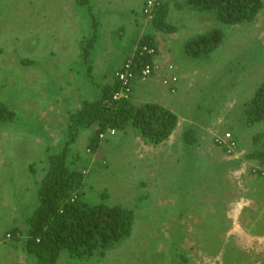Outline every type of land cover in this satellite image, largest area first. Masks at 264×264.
I'll list each match as a JSON object with an SVG mask.
<instances>
[{
    "label": "rangeland",
    "instance_id": "1",
    "mask_svg": "<svg viewBox=\"0 0 264 264\" xmlns=\"http://www.w3.org/2000/svg\"><path fill=\"white\" fill-rule=\"evenodd\" d=\"M101 1L106 0H88L82 7L78 0H0V100L15 112L12 124L0 122V264H37L24 249L26 233L13 236L10 229L17 226L24 231L27 227V216L38 204L37 182L49 165V155L60 152L69 136L70 113L79 109L84 100L98 96L103 80L90 73L110 72L124 62L129 50L131 53L136 48L131 40L135 32L125 29L122 37L118 36L123 26L119 25V18L107 20L108 13L98 5ZM109 1L115 3L112 9L127 5V0ZM185 1L181 4L186 5ZM87 7L100 12L99 21L93 19L91 11L84 12ZM125 17L128 16L124 13L120 18ZM261 17L264 18L262 12L257 23L229 26L207 12L174 14L170 23L177 25L179 32L172 36L173 41L183 42L194 33L214 27L227 35L224 45L209 58L188 57L194 64L201 62V72L197 68V73H208L212 81L207 85L210 93L206 86H197L186 92L191 95L189 100L175 105L178 116L184 115L179 117L180 129L191 123L201 126L209 135L236 132L242 137L245 129L237 120L243 101L264 81V39L257 36L264 31ZM179 19L183 20L182 25ZM150 20L148 28L152 25ZM189 23L191 28L184 30ZM92 29L97 37L86 62L83 48ZM153 31L163 50L169 37L164 38L154 28ZM23 58L35 63L25 65ZM91 63L97 67L94 69ZM152 77L148 82L153 83ZM233 83L235 93H231ZM194 85L186 87L191 89ZM144 91L145 88H139V92ZM151 95L138 100H162L155 93ZM92 133L90 129L82 131L70 145L69 165L84 175L81 191L88 199L133 211L132 233L103 253L98 250L78 257L62 252L58 264H264V234L256 229L264 218V194L261 198L249 194L235 202L233 196L223 191L225 181L243 184L249 170L245 169L239 177L223 164L225 169L213 179V169L205 168V189L212 186L215 191L204 194L201 207L193 203V197L185 198L190 209L181 216L175 212L180 183L177 179L182 176L180 158L184 153L178 148L180 131L147 154L143 151H147L144 143L132 150L134 141L143 142L133 126L108 129L94 150L89 140ZM202 144L196 147L195 159L201 163H223L213 155L207 158L210 145ZM74 161L77 165H73ZM142 179L148 185H142ZM195 192L200 194V189ZM176 232L181 252L189 262L183 263L182 257L175 262L171 259L168 248L174 238L172 233Z\"/></svg>",
    "mask_w": 264,
    "mask_h": 264
},
{
    "label": "trees",
    "instance_id": "2",
    "mask_svg": "<svg viewBox=\"0 0 264 264\" xmlns=\"http://www.w3.org/2000/svg\"><path fill=\"white\" fill-rule=\"evenodd\" d=\"M87 3L88 0H78V4L82 6ZM185 3L203 13L213 14L217 20L229 26L245 25L257 21L263 6L262 0H186ZM169 9V4L164 2L154 8L152 27L156 31L172 34L177 30L175 26L167 22ZM96 37V33L92 29L91 36L83 48V57L87 61ZM226 37L227 35L221 28L214 27L210 31L198 33L186 40L184 49L191 58H208L211 53L224 45ZM137 38H132V42L137 48L132 55L124 59L121 66L131 57L135 73L139 74L146 64H153L154 54L159 51V42L155 41L154 34H145L138 40ZM143 46L153 48L155 53L141 52ZM21 62L25 65L35 63L34 60L27 58L21 59ZM99 88L100 92L95 99L84 100L79 109L70 113L69 136L60 152L49 155V165L37 182L36 199L38 204L27 216V227L24 231L17 226L10 229L13 236L26 233L24 249L29 256L36 260L37 264H58L62 252H70L71 255L78 257H87L98 250L103 253L104 250L127 239L132 233L134 213L131 209L122 205H108L92 201L81 191L84 186V175L80 169L69 165V147L77 141V137L82 131L89 129L93 131L90 145L94 150L100 142V134L110 128L123 130L133 126L143 142L153 147L169 140L177 128L178 115L161 103L139 101L132 95L128 98L114 99V93L121 89L118 80L112 84H103ZM240 114L237 121L245 130L254 124L264 123V81L255 95L244 102ZM14 117L15 112L0 100V122L10 125L13 123ZM198 131L196 125H188L178 144V148L182 149L184 153L180 158L182 176L181 179H177L180 180V183L177 190L178 207L175 212L181 216L188 214L190 209L185 198L193 197V203L201 207L200 202L204 199V194L207 195L210 191H215L212 186L205 189L208 182L204 171L207 167L213 169L212 177L215 179L220 175L218 172L225 169V166L222 167L223 164L228 165L226 170L235 171L244 162H254L256 165L248 167L250 174L253 179L260 178L264 182L259 173L253 172L256 169L264 171V131L254 135L251 148L246 154L229 160L221 158V152L207 132ZM234 133L236 135V132ZM234 140L236 141V137ZM202 142L210 145V151L205 154L208 155L207 158L213 155L216 159L220 158L223 163L214 160L201 163L200 159H195L194 153L198 152L196 147L199 144L202 146ZM237 149L240 151L238 145ZM106 164H102V166L106 167ZM73 165H77V161H74ZM226 176L227 171L224 174V177ZM235 181L236 183L225 181L223 191L233 196L235 202H239L244 199V196L247 197L253 188L249 182H246V178L243 180V184ZM196 189H200V194L195 192ZM173 192L176 195L174 188ZM218 192H221V189ZM102 196L104 197V194ZM256 229L260 234H264V226L260 225ZM172 235L174 238L168 248L172 261H178L182 257L183 263L189 262L179 247V233H172ZM209 241L212 246V239ZM208 245L205 251L208 250Z\"/></svg>",
    "mask_w": 264,
    "mask_h": 264
},
{
    "label": "crops",
    "instance_id": "3",
    "mask_svg": "<svg viewBox=\"0 0 264 264\" xmlns=\"http://www.w3.org/2000/svg\"><path fill=\"white\" fill-rule=\"evenodd\" d=\"M163 2L168 3L170 6L168 17H167L168 23H170L171 20H173L172 17L176 13H180L182 15L185 12L197 13V11H199L195 8L181 4L183 2V0H164ZM262 2H263V6H262L260 12H262L264 14V0H262ZM124 3H127V5L123 9L119 8L118 6L115 7L114 9H112L111 5L115 4V3H111L109 0H106L105 2L101 1V4H100V2L98 3V5L102 6V9H104L103 12L108 13L107 14V20L108 21L113 20L115 17H116V19L119 18L118 19V21H120L119 25L123 26V27L118 32L119 33L118 36H120V34L123 35L125 33V29L129 30V31H134L135 35H132L131 38L136 39L138 37L137 40L140 39L145 34L151 35L152 32L154 34L152 25H149V28H148V20L151 21L150 20L151 18H149L144 12L145 0H132V1L127 0ZM92 5L96 6L97 4L93 3ZM178 5H181V6H178ZM90 7H87V9H85L84 12H86L88 14V10H89V12L91 11V15H92L93 19L96 20V18H97L96 21H99L100 18L102 17V15L96 9L94 11H92V8H91V10H90ZM191 8L195 9V10H190ZM260 12H259V14H260ZM124 13L128 17H125V19L120 18V17H122V15ZM199 18L200 19L204 18V15L201 14ZM263 19H264L263 17L260 18L261 21ZM179 22L182 25L183 20L179 19ZM257 22H259V20L256 21V23ZM170 24H172V23H170ZM91 25H92V23H91ZM189 25H190V23L186 24L184 30L190 29L191 26H189ZM96 27L98 29V22L96 23ZM175 27L177 28V30L172 34L162 33L163 35H165L164 38L169 37L170 40L169 41L167 40L166 42H164V46L162 48L163 50H161L160 43H159V45H158L159 51H158V53H155V55H154L155 57H154L153 63L155 66H157V68L153 73V77H152L153 83H150V82L142 83L140 80L137 79L134 83L133 96L135 99L138 100V99L146 98L149 95L152 96L151 94L155 93L156 97H160L162 99V100H159V98H158V100L156 102L161 103L164 106L169 107L172 111H174L177 114L178 111L177 112L175 111V108H174L175 105L181 106L180 102L182 100H187V99L189 100L191 97V95L186 94V92L194 89L197 86H200V88H203L206 86L207 92L210 93V90H209V88H207V85L212 80L210 78V75H208V73H203L204 75L197 73L198 72L196 70L197 68L199 69V72H201V69H200V68H202L201 62L194 64V63H192L191 60L188 59L189 56L187 55V53L185 52V49H184V43L188 39L184 40L183 42L178 41L179 44L177 41L172 40V36L174 34H178V32H179L178 26L176 25ZM238 32H240V31H238ZM157 33H161V32L157 31ZM235 33H231V36ZM197 34L194 33L193 36H195ZM257 36H259V38L264 39V31L257 34ZM120 37H122V36H120ZM155 37H156V35H155ZM136 48H133V50L135 51ZM129 51L127 52L126 58H127V56H130L134 53V51H132L131 53ZM124 59H123V61H124ZM191 59H193V58H191ZM204 59H206V58H204ZM84 60H86V59H84ZM212 61L215 62L214 59H212ZM86 62H87V60H86ZM169 64H172L174 66L173 73L179 77V83L180 84L178 87V91L175 94H171L169 92V89L167 87L163 86L161 83V79H162V77L165 76L167 69H168L166 66ZM121 65L117 66V68L115 67L113 70H110V72L101 73V71H98V72H91L90 74L91 75L95 74L94 76H96V78H101L103 80L102 81L103 84H111V83H114L115 81H117L116 71H118L121 68ZM91 66H93L94 69L97 67V65H93L92 63H91ZM88 76H89V78L92 77L90 75H88ZM251 77L254 79V76H251ZM263 77H264V75H263ZM185 83H195V85L193 88L187 89ZM144 84H148V85L144 86ZM233 86L236 87V84L233 83L231 85V93H235V91H236V88L234 89ZM140 87L145 88L146 91L139 92ZM255 92L249 93L247 98L243 101V104H244V102L251 99L255 95ZM135 93H137L138 96ZM148 98L150 99V97H148ZM183 98H185V99H183ZM228 100H230V99H228ZM176 101H178V102H176ZM177 108L179 109L180 107H177ZM180 116H184V115L181 113V114H179L178 117H180ZM200 120L205 122L206 118L200 119ZM236 122L232 123L231 125L234 127ZM178 124H179V121H178ZM190 124L191 123L186 124L185 127H187ZM194 125H196V124H194ZM196 126L198 127V130H199L198 132H205L204 130H202L201 126H198V125H196ZM185 127H184V129H185ZM178 131H180V134H182L184 130L180 129L177 125V128H176L174 134L177 133ZM263 131H264V123H257V124L252 125L251 127L247 128L244 132H242L243 133L242 137H241V135H237V134L235 135V133H234V137H236V140L238 141L239 147H240V151H239V154L237 155V157L243 156L244 154H246L251 148V143L253 141L254 135L257 134L258 132H263ZM143 143L144 142L134 141L132 150L137 148V146L141 147V145ZM146 147H147V151H146V149L143 150L146 154L150 153L149 149L150 150L153 149V146L147 145ZM253 165H256V164L254 162H250V163L244 162L241 165V167L238 168L237 170H235L234 172L237 176L242 177V173L244 172V170L245 169L248 170ZM246 173H244L243 176ZM246 180H247L246 182H249V185L253 188V191L250 193L251 196L255 197L257 195L258 198H261L262 194H264V182L260 178H254L253 179L251 174L246 175ZM141 182H142V185H146V184L148 185V183L145 182V179H142ZM256 187H257V190L255 191ZM12 217H14V214ZM260 225H261V227L264 226V218L261 219Z\"/></svg>",
    "mask_w": 264,
    "mask_h": 264
},
{
    "label": "built area",
    "instance_id": "4",
    "mask_svg": "<svg viewBox=\"0 0 264 264\" xmlns=\"http://www.w3.org/2000/svg\"><path fill=\"white\" fill-rule=\"evenodd\" d=\"M132 1V0H128ZM163 0H145L144 12L149 17L152 18L154 8L160 5ZM141 52H147L148 54H154L153 48H148L147 46H143L141 48ZM167 72L165 76L161 79V83L163 86L167 87L171 93H176L177 87L179 83V77L173 74L174 66L169 64L166 66ZM157 66L153 64H146L140 70L139 74L135 73V68L132 66L131 59L127 61L121 68L116 72L117 80L120 83L121 89L117 90L113 98L114 99H121V98H128L132 93V86L133 82L136 79H139L141 82L145 83L149 80V78L153 75L154 71L156 70ZM190 83H186L189 85ZM113 132V131H112ZM104 134L100 136L103 137ZM214 144L219 147L225 148V153L227 157H232L235 155L237 150V143L234 139H232V135L230 132H225L221 135L214 134ZM253 172L259 173L260 177L264 179V171H260L258 169L254 170ZM241 201V200H240Z\"/></svg>",
    "mask_w": 264,
    "mask_h": 264
},
{
    "label": "clouds",
    "instance_id": "5",
    "mask_svg": "<svg viewBox=\"0 0 264 264\" xmlns=\"http://www.w3.org/2000/svg\"><path fill=\"white\" fill-rule=\"evenodd\" d=\"M164 1V0H163ZM151 19H153V15H152V18ZM155 55V54H154ZM155 57V56H154ZM130 60V59H129ZM120 70V69H119ZM117 72V71H116ZM151 78V77H150ZM149 78V79H150ZM137 80V79H136ZM136 80H134V82H133V86H132V93H131V95L133 96V89H134V83H135V81ZM139 80V79H138ZM148 82V81H147ZM147 82H145V83H147ZM143 83V82H142ZM179 87V86H178ZM178 87H177V90H178ZM188 89V88H187ZM169 92H170V90H169ZM177 92V91H176ZM171 93V92H170ZM171 94H175V93H171ZM134 97V96H133ZM102 134H105V132H103ZM214 134L215 133H211L210 135H208L210 138H211V140H212V142L214 143ZM221 134H223V133H221ZM221 134H218V135H221ZM101 135V134H100ZM232 135V139H234V135L233 134H231ZM101 137V136H100ZM102 138V137H101ZM202 143H204L205 144V142H202ZM236 143H237V145H238V147H239V143H238V141L236 140ZM217 146V145H216ZM217 148H218V150L221 152V158H223L224 160H229V159H231V158H233V157H237V155L239 154V151H238V149L236 150V153H235V155L234 156H232V157H227L226 156V153H225V151H223V150H225V148L224 147H219V146H217ZM249 171H250V169H248Z\"/></svg>",
    "mask_w": 264,
    "mask_h": 264
}]
</instances>
